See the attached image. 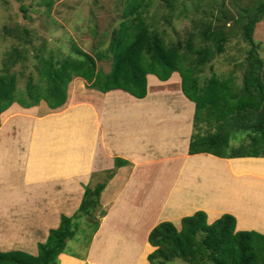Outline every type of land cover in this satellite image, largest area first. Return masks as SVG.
<instances>
[{"label": "crops", "instance_id": "crops-1", "mask_svg": "<svg viewBox=\"0 0 264 264\" xmlns=\"http://www.w3.org/2000/svg\"><path fill=\"white\" fill-rule=\"evenodd\" d=\"M164 82L178 85V96L168 99L172 88ZM77 92L68 88L66 103L55 109L44 100L14 103L0 116L1 251L37 254L61 215L77 211L85 185L111 169L89 259L64 252L60 264H151V229L165 220L181 224L199 209L210 223L228 212L237 230L264 233L261 171L233 158L189 154L195 103L183 94L179 72L167 81L149 74L144 98L125 91L124 98L119 89ZM116 157L129 164L115 168Z\"/></svg>", "mask_w": 264, "mask_h": 264}, {"label": "trees", "instance_id": "trees-1", "mask_svg": "<svg viewBox=\"0 0 264 264\" xmlns=\"http://www.w3.org/2000/svg\"><path fill=\"white\" fill-rule=\"evenodd\" d=\"M173 1L162 0L163 6L173 10ZM198 1L199 7L202 0ZM153 4L155 0H124L121 20L106 48L90 52L73 44L75 54L63 57H56L45 43L35 48L37 78L31 72L23 89L18 87V76L25 73L13 66L19 62L23 66L21 61L27 58L28 47L21 51L18 45L14 46L6 53L0 73V116L14 103L32 107L44 100L52 109L61 107L67 101L69 83L74 78L86 80L89 88L101 92L119 89L144 98L148 94L149 74L167 81L174 72H179L183 94L196 104L198 128L194 125L189 154L264 157V60L254 37L264 18V0H256L252 6L233 4V12L220 9L213 19L195 23L196 31H190L184 44L166 40V30L159 27L158 18L150 13ZM221 4L225 6L224 2ZM162 18L170 22L173 15L165 14ZM4 29L22 44L33 45L27 38V29L20 26ZM236 30L241 31L242 39L250 45L241 85H237L233 73L228 77L214 74L202 83V69L217 53L225 51ZM107 60L110 70L105 72L98 62ZM202 123L216 125L217 130L202 134ZM126 164L128 160L115 158V168ZM114 171H106V180L94 186L85 185L77 211L61 215L59 226L50 228L46 240L38 243L37 254L19 249L0 250V264H60L59 256L65 252L68 240L75 237L82 217H88L85 225L91 230L89 236L98 230L100 216L96 211L101 209V193ZM105 214L101 209L100 215ZM236 223L235 215L228 212L210 223L204 210L184 216L180 226L162 221L149 232L148 240L155 250L148 260L151 264H264V233L236 230Z\"/></svg>", "mask_w": 264, "mask_h": 264}, {"label": "rangeland", "instance_id": "rangeland-1", "mask_svg": "<svg viewBox=\"0 0 264 264\" xmlns=\"http://www.w3.org/2000/svg\"><path fill=\"white\" fill-rule=\"evenodd\" d=\"M209 1L211 0L200 1L201 6L198 7V0H174L175 8L170 10L168 7L163 6L164 2L162 0L161 2L160 0H155V4L150 8V13L158 18L159 27L166 30L165 38L168 42L176 44L178 41H183L182 43L184 44L190 31H196L194 29L195 23L200 24L203 21L213 19V14L223 8L227 9L228 12H233V4L252 6L256 2V0H216L217 2L214 0L209 4ZM123 2L124 0H0V73L6 53L16 45L21 51L28 47V50L25 51L27 58L21 61L23 66L20 62L13 66V69H19V71L23 69L25 73L18 76V87L20 89L25 87L26 79L31 72L37 78L38 72L33 57L34 49H38L44 43L46 49L53 52L56 57L74 55L73 44H77L90 52L106 48L109 45L113 29L119 25L121 20ZM222 2L225 3V6L221 4ZM170 13L173 18H171L170 22H166L162 16ZM5 26L11 28L20 26L27 29V38L31 40L33 45L26 42L22 44L23 41L20 42L16 37L6 34ZM254 37L258 44L259 55L264 60V18L257 25ZM198 42L199 37H196L195 43ZM249 47L250 45L242 39L241 31L236 30L227 41L225 51L217 53L213 60L202 69L201 82L204 83L205 80H208L214 74L228 77L233 73L237 85H241L243 74L247 67L246 57ZM45 54L48 55V52ZM98 65L105 72L110 70L109 60L99 61ZM164 83H166L163 84L165 89L172 88V91L167 89L168 91L166 92L168 93L165 95L167 98L178 96L176 93L179 88L178 85L171 86L168 82ZM68 88L69 95H72L73 91H75L73 93L75 95L78 90L82 92L89 90L87 81L82 78H74L69 83ZM119 91L122 97L129 98L130 95L122 90ZM112 95V93L109 94V96ZM195 113L196 104L194 107L192 134L194 133V125L198 128ZM201 130L203 134L207 131H216L217 129L216 125L202 123ZM231 160L238 162L239 166L242 164L246 168L254 167L256 171L259 170L264 175V171L262 172L264 170V157H241ZM106 176V172L96 174L89 184L94 186L97 182L106 180ZM101 209L105 210L103 206H101ZM101 209L96 211V214L100 216V221L103 217L100 215ZM81 219L82 225L77 229L75 237L68 240L65 252L75 254L80 259L88 260L89 258L86 259L88 246L94 235L89 236L91 230L85 225V220L88 217L84 216ZM177 225L179 226L180 224ZM83 228L85 231H83ZM93 257L99 259L96 256ZM89 264L91 263L89 262Z\"/></svg>", "mask_w": 264, "mask_h": 264}, {"label": "bare ground", "instance_id": "bare-ground-1", "mask_svg": "<svg viewBox=\"0 0 264 264\" xmlns=\"http://www.w3.org/2000/svg\"><path fill=\"white\" fill-rule=\"evenodd\" d=\"M151 96V95H150Z\"/></svg>", "mask_w": 264, "mask_h": 264}]
</instances>
